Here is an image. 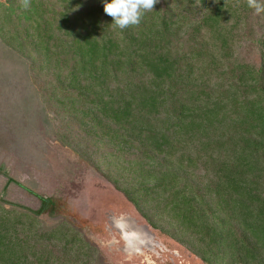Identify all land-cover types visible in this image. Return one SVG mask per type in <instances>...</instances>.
I'll list each match as a JSON object with an SVG mask.
<instances>
[{
	"label": "trees",
	"instance_id": "obj_1",
	"mask_svg": "<svg viewBox=\"0 0 264 264\" xmlns=\"http://www.w3.org/2000/svg\"><path fill=\"white\" fill-rule=\"evenodd\" d=\"M111 22L100 0H5L0 44L58 119L55 140L152 228L175 222L169 236L204 264H264V15L157 0L139 25ZM40 212L0 200V264H96L77 226L44 229Z\"/></svg>",
	"mask_w": 264,
	"mask_h": 264
},
{
	"label": "rangeland",
	"instance_id": "obj_2",
	"mask_svg": "<svg viewBox=\"0 0 264 264\" xmlns=\"http://www.w3.org/2000/svg\"><path fill=\"white\" fill-rule=\"evenodd\" d=\"M256 47L243 45L241 57L258 62ZM22 63L0 44V200L7 207L41 210L44 229L65 221L77 226L98 249L101 257L96 264H204L169 236L176 233L175 222L153 219L169 235L152 228L86 160L55 140L53 126L58 119L40 111L39 98L32 103L36 86ZM44 200L49 204L43 209ZM117 220L129 221L136 228L146 226L156 242L154 251L130 253L114 226Z\"/></svg>",
	"mask_w": 264,
	"mask_h": 264
},
{
	"label": "clouds",
	"instance_id": "obj_3",
	"mask_svg": "<svg viewBox=\"0 0 264 264\" xmlns=\"http://www.w3.org/2000/svg\"><path fill=\"white\" fill-rule=\"evenodd\" d=\"M157 0H100L103 12L112 18L111 25L120 30L129 26L139 25L147 11H153ZM29 6V0H24V7ZM248 8L257 16L264 15V0H247Z\"/></svg>",
	"mask_w": 264,
	"mask_h": 264
},
{
	"label": "bare ground",
	"instance_id": "obj_4",
	"mask_svg": "<svg viewBox=\"0 0 264 264\" xmlns=\"http://www.w3.org/2000/svg\"><path fill=\"white\" fill-rule=\"evenodd\" d=\"M115 222L114 226L117 227L121 235H123L122 239L125 242V247L130 253L142 254L144 249H151L154 251L152 246L154 247L156 242L151 232L144 230V227L136 228V226H133L129 221L121 223V220H117ZM128 251L127 253H129Z\"/></svg>",
	"mask_w": 264,
	"mask_h": 264
},
{
	"label": "water",
	"instance_id": "obj_5",
	"mask_svg": "<svg viewBox=\"0 0 264 264\" xmlns=\"http://www.w3.org/2000/svg\"><path fill=\"white\" fill-rule=\"evenodd\" d=\"M144 230H148L146 226L144 227Z\"/></svg>",
	"mask_w": 264,
	"mask_h": 264
},
{
	"label": "flooded vegetation",
	"instance_id": "obj_6",
	"mask_svg": "<svg viewBox=\"0 0 264 264\" xmlns=\"http://www.w3.org/2000/svg\"><path fill=\"white\" fill-rule=\"evenodd\" d=\"M118 229V228H117ZM119 230V229H118Z\"/></svg>",
	"mask_w": 264,
	"mask_h": 264
}]
</instances>
